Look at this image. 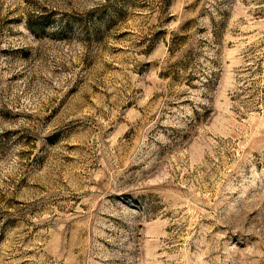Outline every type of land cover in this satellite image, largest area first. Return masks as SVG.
Wrapping results in <instances>:
<instances>
[{
	"label": "rangeland",
	"instance_id": "374dc122",
	"mask_svg": "<svg viewBox=\"0 0 264 264\" xmlns=\"http://www.w3.org/2000/svg\"><path fill=\"white\" fill-rule=\"evenodd\" d=\"M0 264H264V0H0Z\"/></svg>",
	"mask_w": 264,
	"mask_h": 264
}]
</instances>
